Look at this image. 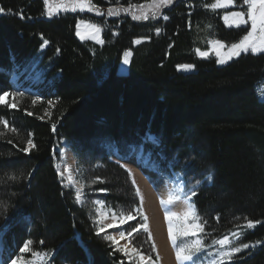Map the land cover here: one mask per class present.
Here are the masks:
<instances>
[{"label":"trees","instance_id":"1","mask_svg":"<svg viewBox=\"0 0 264 264\" xmlns=\"http://www.w3.org/2000/svg\"><path fill=\"white\" fill-rule=\"evenodd\" d=\"M149 1L90 0L93 10L49 17L43 0H0V94H18L15 108L0 104V121L8 122H0V225H8L0 234L1 264H135L97 235L74 191L63 185L56 167L63 146L100 201L119 219L121 213L136 216L124 224L126 236L142 220L117 160L135 148L153 171L176 174L185 190L196 192L191 201L205 223L200 236L206 244L238 231L243 234L233 246L264 241V223L242 227L245 218L264 221V100L257 91L264 52L242 51L225 64L196 55L210 40L230 46L250 29L226 27L222 15L234 9L202 6L214 0H174L161 15L141 20L107 14L109 7ZM234 2L241 6L243 0ZM80 20L101 24V44L77 38ZM126 51L127 72L119 74ZM185 64L193 70H177ZM31 66L38 75L33 90L14 91L11 70ZM29 133L36 147L24 153ZM128 239L156 259L145 231ZM27 241L29 251L20 253ZM226 264H264V244Z\"/></svg>","mask_w":264,"mask_h":264},{"label":"snow or ice","instance_id":"2","mask_svg":"<svg viewBox=\"0 0 264 264\" xmlns=\"http://www.w3.org/2000/svg\"><path fill=\"white\" fill-rule=\"evenodd\" d=\"M45 6V15L51 17L60 11H73L75 12L77 9L83 10L84 8H89V10H93V7L90 5V0H60L59 3L53 4L50 0H43ZM174 3V0H152L151 6V17L155 18L156 16L161 15L160 9L166 8ZM233 4V0H214L213 3H205L202 6L206 9H209L215 12L216 9L225 8L228 5ZM243 4L247 5V10L245 11H232L227 12L223 17L225 24L229 27L235 26L239 28L240 26L246 25L249 22L251 23V28L248 30L247 34L241 38L238 43H233L230 46H227V51L221 53L220 49L224 48L225 46L218 40H210L208 43L212 46L211 51H214L217 55V63L223 64L226 63L228 60H231L233 57H238L241 52H247L249 49L253 54L264 52V0H243ZM136 5H130V8H136ZM143 8L144 6H139ZM99 14L100 10L95 9ZM129 8L123 9H115L109 7L107 9L108 15H118L119 11H129ZM0 12H3V9H0ZM247 16V19H245ZM132 18L134 20H141V19H148V13H142L141 15L133 14ZM163 19L168 20V16H163ZM83 21H78L76 28H77V35H80L83 39V36L80 32V27ZM89 28L93 30L91 38L97 40L98 42H102L99 40V33L100 28L96 25H87ZM211 27V25H209ZM156 33L159 34L161 29L157 28ZM140 41H134V43H139ZM197 55L200 57H207L208 52L201 51L200 49H196ZM128 53H125V63H128L127 60ZM184 70H191L194 66L191 64L179 65L178 66ZM18 94L16 93H9L4 92L0 94V104L7 103L6 98L12 97L13 103L8 105L9 107L15 108L17 105L15 103V97ZM22 95V94H19ZM262 98H264V92L261 93ZM35 102V101H34ZM4 123L5 127L8 126L7 121H0ZM55 128V125H53ZM13 132L16 131L15 128L11 129ZM146 139L152 141L153 143H159L158 138H154L151 136L146 137ZM11 141H9L10 143ZM25 147L21 148L20 150L24 153H28L31 149H34L36 145L33 143L31 139V133H29V138L26 141ZM123 167V165H122ZM68 168L65 167L64 172H67ZM64 172L59 173L61 176L64 175ZM129 175L131 176V172L129 170ZM12 179H18V177H11ZM208 181L213 179L211 173L206 177ZM69 183H71V177H69ZM197 184H200L201 181H196ZM133 184H135V180H133ZM186 187V185H185ZM101 191H105V189H100ZM137 196L141 197V202L143 201V197L140 193L139 188H136ZM196 192L189 189L188 191L184 192L183 195H180L176 189L169 190L167 199H162L161 204L165 206L172 205L176 202L183 201L186 204V209L183 212L182 216H177L176 213H172L165 208V219L168 221V235L169 239L172 240L173 246L175 247V254L176 260L178 264H205V260L202 257L211 256L212 252L210 251L211 245H208L204 242L203 235L199 238L191 239L187 241H182L179 245H177L176 236L173 234V219L176 218L183 222H187L189 220L192 221H199L200 217L196 213L195 206L191 201V197L195 196ZM76 200L77 202H82V193L77 191L76 192ZM136 214L143 218V223L139 224L137 227L132 228L131 232L127 233L128 237H131L133 233H136L138 229H142L143 231L147 232V217L143 213V208L138 207L136 210ZM136 219V216L129 213L125 218L123 213H121V218L119 223L121 225L127 223L128 221H133ZM113 220H115V214H113ZM246 223L242 225L245 229H252L257 224L264 223V221H253L251 219L245 218ZM114 224H107L97 226V235L104 233L105 228H112ZM205 223H185V226L179 231V235L183 237L197 236V233H204ZM8 225L5 223L0 225V234L6 231ZM243 233L242 232H234L232 233V237L230 238L228 235H225L222 239H213L212 245H219V249L215 253V257L212 259L207 260V264H226V262H232L234 257L237 253H240L244 249H248L250 247H255L260 244H264V241L257 240L254 244L244 243L240 246H230L231 239H238ZM126 233L124 231L119 232V237L121 239L125 238ZM210 235V234H209ZM105 239L111 241L113 244L117 245V250L123 252L128 259L131 261L134 258H138V264H152L151 257H146L141 255L137 249L131 248L129 249L127 246H119L117 238L112 235H105ZM149 239H151V235L149 234ZM31 241L25 242L24 246L20 248V253H26L29 251V245ZM155 246L153 245V249ZM34 256H39V253H33ZM158 259V257H157ZM12 264H18L17 260H12Z\"/></svg>","mask_w":264,"mask_h":264},{"label":"rangeland","instance_id":"3","mask_svg":"<svg viewBox=\"0 0 264 264\" xmlns=\"http://www.w3.org/2000/svg\"><path fill=\"white\" fill-rule=\"evenodd\" d=\"M50 2L53 4H56V3H59L60 0H50ZM142 5L144 6L143 8L139 7L141 5H137L136 8L125 7V8H129L130 10L127 12L119 11V13H126V14H129L131 17L133 16V14L141 15L142 13H148L149 18H151L152 0ZM231 6H235V7L237 6L234 9V11H245L246 12L247 10V5H244L243 2L241 6H238L233 0V4H231ZM118 9H123V8H118ZM245 19H247V16H245ZM81 21H83V23L81 24L80 32L83 36V39L81 38L80 35H77V28H76L77 38L81 41H90L96 44H101L102 42H98L97 40L91 38L93 30L87 26V25L98 26L100 28L99 40L102 41V37H101L102 28L100 26L101 24L99 25L97 22H94L91 20H81ZM222 22L224 23L226 27H229L228 25L225 24L224 19H222ZM246 25H243V26H246ZM248 25H249V28H251L250 22L248 23ZM232 27H235V26H232ZM139 41L142 42V40H139ZM222 44L225 47L221 48L220 51L221 53H224L227 51V45H225L224 43ZM211 47L212 46L208 44V50L204 51V52H208L207 57H200L199 55H197V53L196 55L200 59H207V58L212 57V58H215L217 62V55L214 51L210 50ZM126 52L128 53V56H127L128 63L124 62ZM126 52H124V54L122 55V61L120 62V65L118 68L119 74H125L127 72L131 53L129 51H126ZM234 58L235 57H233L232 59ZM229 61L230 60H228L227 62ZM177 70L181 72H191L193 68L191 70H184V69L177 67ZM37 78H38V75L34 72L33 66L29 68L14 67L11 70V78H10L12 89L14 91L22 90L25 92H31L33 89L30 86H32L33 83H36ZM26 84H28V87ZM257 91H258L259 99L263 101L264 98H262L261 93L264 92V81H261L257 85ZM6 100H7V103L11 104L13 98L8 97L6 98ZM117 161L120 164V166L122 167L123 165V168L127 171L131 184L134 187L135 193H136V188H139L140 193L143 197V201L141 202V197L136 195L139 201L140 207L142 206L143 213L147 217L148 231L146 233L148 235V240L151 244L152 251L156 257V259H151L152 264H178L176 260L175 247L173 246L172 240L170 241V243L169 242L167 243L166 238H165L166 236H169L168 235V221L165 219V208L167 207L170 212L176 213L177 216H182L183 212L186 209V204L181 200L169 206L162 205L161 201L159 200V195H156V192L158 190L157 185H161L164 182L168 186L167 188L168 193H169V190L176 189V191L180 195H183V193L186 192L187 190L184 189V186L181 183L179 176L175 174V175H172L171 177H166V176H162L159 173L153 171L150 167L147 166L145 158H143L141 154L137 152L135 149H133L132 152L128 155V157H126L125 159L117 160ZM56 167H57L58 175L62 179L63 185L65 187L71 188L74 191L75 200H76V192L79 191L82 193V202L78 203L76 200V203L78 206L83 207L86 210L96 231H97L98 225L100 226L107 225V224L115 225L112 228H105V232L99 235L103 236L104 238H105V235L115 236L117 238L119 246H127L129 249L135 248L130 243L126 235H125V238L123 239L119 237V232L124 231L123 229L124 224L121 225L119 223L120 219L116 216L114 211H112L109 207H107L102 201H100L97 198L98 193L94 192L93 190H89L86 187L83 181L82 169L78 161L73 156L72 152L68 150L65 146H63L60 150V159L57 162ZM65 167L68 168L67 172H64ZM129 170L131 172V176L129 175ZM61 172H64L63 176L59 174ZM69 177H71V183H69ZM133 180H135V184H133ZM155 195L156 197H154ZM152 204L153 205L155 204V207L157 206V209L160 212L161 217H162V222H163L164 231H165L164 238L166 241L164 242V244L161 241L160 236L156 234L155 229L153 227V218H152L153 215L151 212V210L153 209V206H151ZM176 206H177V209H174ZM113 214H115V220H113ZM141 220L143 223L142 217H141ZM185 223H199V221L189 220L187 222H183L176 218L173 219V234L176 236L177 245H179L182 241H187V240L196 239L200 237V233H197V236L195 237L191 235H189L188 237L180 236L178 233L185 226ZM149 234L151 235V239H149ZM229 237L231 238L232 236H229ZM158 241L161 242L162 244L159 243ZM234 242H235V239H231L230 246H233ZM153 245L155 246L154 249H153ZM219 247H220L219 245L211 246L210 251L212 252V255L207 256V254H205L206 258L202 257V259L205 260V264H207L208 259H212L215 257V253L219 249ZM139 253L143 256L149 257L144 253H141V252ZM1 260H2V256L0 255V264H1ZM131 261H133L135 264H138V258H134ZM9 264H12V261H10ZM18 264H25V263L18 261ZM145 264H147V262H145ZM185 264H188V262H185Z\"/></svg>","mask_w":264,"mask_h":264},{"label":"bare ground","instance_id":"4","mask_svg":"<svg viewBox=\"0 0 264 264\" xmlns=\"http://www.w3.org/2000/svg\"><path fill=\"white\" fill-rule=\"evenodd\" d=\"M157 187H158V190L156 192V195H159V200L160 201L162 199H165L166 200L167 197H168V190H167L168 186L163 182V184L157 185ZM156 195L154 197H156ZM151 206H153V209L151 210V212H152V215H153V217H152L153 218V227L155 229L156 234L160 236L161 241L163 242V244L166 241H167V243L168 242L170 243L171 239H169V236H166V237L164 236L165 231H164V226H163V222H162V217H161L160 212L157 209V206L155 207V204L154 205L152 204ZM174 209H177V206ZM164 237L166 238V241H165V238ZM159 243H161V242H159Z\"/></svg>","mask_w":264,"mask_h":264},{"label":"crops","instance_id":"5","mask_svg":"<svg viewBox=\"0 0 264 264\" xmlns=\"http://www.w3.org/2000/svg\"><path fill=\"white\" fill-rule=\"evenodd\" d=\"M236 7H237V6H236ZM236 7H235V6H231V5H229V6L225 7V8H219V9H216V10L235 9ZM224 16H225V14L223 13V15H222V19H223Z\"/></svg>","mask_w":264,"mask_h":264},{"label":"water","instance_id":"6","mask_svg":"<svg viewBox=\"0 0 264 264\" xmlns=\"http://www.w3.org/2000/svg\"><path fill=\"white\" fill-rule=\"evenodd\" d=\"M62 11L58 12V13H61Z\"/></svg>","mask_w":264,"mask_h":264}]
</instances>
